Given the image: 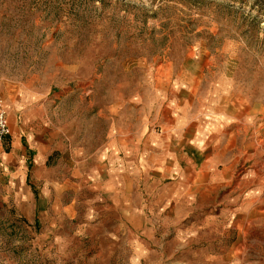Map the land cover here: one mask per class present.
Instances as JSON below:
<instances>
[{
	"label": "rangeland",
	"instance_id": "374dc122",
	"mask_svg": "<svg viewBox=\"0 0 264 264\" xmlns=\"http://www.w3.org/2000/svg\"><path fill=\"white\" fill-rule=\"evenodd\" d=\"M0 100V264H264V0H0Z\"/></svg>",
	"mask_w": 264,
	"mask_h": 264
},
{
	"label": "crops",
	"instance_id": "0c3cea01",
	"mask_svg": "<svg viewBox=\"0 0 264 264\" xmlns=\"http://www.w3.org/2000/svg\"><path fill=\"white\" fill-rule=\"evenodd\" d=\"M223 125L224 126L225 125L230 126L231 124H228V123L225 124V122H224ZM225 128L227 129L228 127H225ZM198 142L199 141L193 139L192 141H190V143H191L190 145L193 146L194 149L200 150L203 148V146H199ZM230 142H231V140L227 141L225 143V145L230 143ZM204 143L206 144L207 141L205 140ZM207 161L208 160H205V161L203 160V166L201 167V170L197 172V171H195V168L192 164V161L187 160V170H188L187 172L189 173V176H190V178H189L190 184L187 186V233H192V231L194 230V227H195V223L192 220V218L196 216L194 214L196 213V210H197V204H196L197 193H202V190L205 193V190H208V188L203 183L197 182L198 178H201V179L203 178V177H199V175L201 176L204 174L203 170H207V169L212 167V166L206 167V165L209 164V162H207ZM233 165H235V162H233L227 166L226 165L223 166L222 170L217 172V176L220 177L221 180L229 178V176L232 174V169L234 168ZM196 183H198V184H196ZM213 186H215V185H213ZM255 198L256 197L252 194L247 195L244 198V200L247 201V204H246L245 210H244L245 212H248V214L245 215L247 218H250V217L255 218L256 217V215H255L256 209L254 208ZM181 214H183V211L179 210L177 217H181ZM251 224L254 225V224H256V222L252 221ZM249 225H250V222L248 221V226Z\"/></svg>",
	"mask_w": 264,
	"mask_h": 264
},
{
	"label": "built area",
	"instance_id": "2783aa9c",
	"mask_svg": "<svg viewBox=\"0 0 264 264\" xmlns=\"http://www.w3.org/2000/svg\"><path fill=\"white\" fill-rule=\"evenodd\" d=\"M10 128L5 117V111L3 109L2 102L0 100V141L7 136H10Z\"/></svg>",
	"mask_w": 264,
	"mask_h": 264
},
{
	"label": "bare ground",
	"instance_id": "6f19581e",
	"mask_svg": "<svg viewBox=\"0 0 264 264\" xmlns=\"http://www.w3.org/2000/svg\"><path fill=\"white\" fill-rule=\"evenodd\" d=\"M43 158H44V156H43Z\"/></svg>",
	"mask_w": 264,
	"mask_h": 264
}]
</instances>
